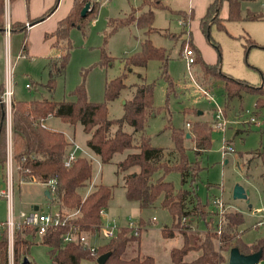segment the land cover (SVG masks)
Masks as SVG:
<instances>
[{
  "label": "trees",
  "instance_id": "16d2710c",
  "mask_svg": "<svg viewBox=\"0 0 264 264\" xmlns=\"http://www.w3.org/2000/svg\"><path fill=\"white\" fill-rule=\"evenodd\" d=\"M15 0H9L10 3ZM227 4V17L229 22L256 21L262 19L260 14L248 12L245 18L241 17L240 6L243 1L255 0H214L208 7L206 14L200 20V31L207 41L213 44L218 52L217 62L213 65L206 64L198 50L191 43V34L187 32L190 43L195 51V63H198L205 75L219 77L224 81V93L229 102L234 96H240L242 90L256 92L264 96V87H254L244 80L234 79L229 75L219 72L220 54L219 47L213 43L209 36V28L216 24L217 28L224 30L219 11L222 2ZM89 4L90 12L81 17V10ZM153 6L146 11H140L138 16H133L132 23L144 32L146 38L140 43V51L125 58L126 69L145 68L150 61L160 63L161 76L169 82L167 65L169 54L163 48L154 47L148 36L160 33L153 27L154 14L152 9L161 7L160 2H153ZM55 7V6H54ZM51 8L42 18L32 21L38 23L49 15ZM99 9V3L91 0H75L67 17L59 23L54 34L58 41H68V33L72 27L88 24L92 21ZM181 18L183 12L175 13ZM188 20L184 21L187 26ZM128 21H111V33L116 29L131 25ZM82 26V27H83ZM184 28H186L184 26ZM24 25L17 23L10 25V33L24 31ZM0 33H4V0H0ZM255 47L253 42L245 46ZM264 49V46H261ZM68 45L64 52L51 62L48 70V81L45 84L49 92L55 86V79L64 74L69 60ZM26 43L23 44V52ZM110 57L103 55L101 66L107 67ZM126 74L107 80L104 88V100L102 102L89 101L83 83H80L73 91L74 100L54 101L43 98L41 100H16L11 108V152L14 172L22 177L33 179L41 184L50 179L55 180L54 192L47 197L51 204H55L63 213L79 210L76 218L72 219L80 225L81 229L89 230L100 222L99 210L107 207L111 198L112 187L98 184L93 191L83 197L80 189L85 187L92 176L91 162L79 156L70 167L64 166V159L69 143L61 131L52 130L45 126V120L57 117L61 121L74 126L80 123L83 131L89 135L86 141L87 147L97 156L102 164L111 162L116 153L127 152L125 157L117 162V173L123 174L125 196L128 201L136 202L140 209L155 207L159 204L167 209L172 226L162 229V236L171 238L174 230L180 234L181 245L170 250V258L176 264H224L226 255L236 247L243 254L260 253V260L264 261V238L247 245L241 238L239 228L244 223L243 214L228 212L224 216L222 232L217 235L210 230V220H206V203H202L193 184L196 182L200 171L198 158L211 146V131L206 122L197 121L191 127L189 137L187 131L181 128H171V138L174 142L172 150L155 147L150 144L149 137L145 134L147 117L156 112L153 106L154 82H146L144 77L139 83H135L133 94L123 105V115L117 119L107 116L108 104L119 97L125 87ZM171 86V83L170 85ZM3 87H0V95ZM256 107H263L264 100L258 99ZM131 126L132 131L124 130V125ZM237 134V133H236ZM193 145L195 160L190 161L186 154V140ZM7 149L6 118L4 105L0 100V166H4ZM260 159L262 172L260 177L264 183V150L249 152ZM249 153H244L249 154ZM242 156V155H241ZM253 156V155H252ZM176 171L180 174L181 187L176 189L173 183L165 177L168 173ZM187 185V187H184ZM187 220L182 224V219ZM194 218L204 221L206 229L202 232L192 231L188 225ZM188 223V224H187ZM0 231V264H8V241L4 227ZM66 228L50 229L42 235L36 233L35 228L24 226L13 233V257L15 264L28 259L30 248L34 243L45 245L47 254L52 264H98L97 259L88 250L78 244H63L61 234ZM139 235L134 236L130 230H121L116 237L99 245L97 255L110 252L104 264H153L150 256L140 255V251L131 257H126V252L132 241L139 243ZM38 239V240H37ZM139 246V245H138ZM189 252H195L196 256L186 260ZM28 264H35L28 259Z\"/></svg>",
  "mask_w": 264,
  "mask_h": 264
},
{
  "label": "rangeland",
  "instance_id": "374dc122",
  "mask_svg": "<svg viewBox=\"0 0 264 264\" xmlns=\"http://www.w3.org/2000/svg\"><path fill=\"white\" fill-rule=\"evenodd\" d=\"M93 1V0H91ZM103 1V0H102ZM163 5H168L172 10H187L188 0H177L168 2L167 0H159ZM154 0H143L138 3L137 0H107L104 11L112 15V17H122L131 6L133 8L121 21L132 23L133 16H137L138 10L146 11L153 6ZM170 3V4H169ZM139 5V6H138ZM172 5V6H171ZM241 14L244 16L248 11L260 14L262 19L256 21H238L229 22L227 17V4L222 2L219 19H221L224 30L217 28L216 24L210 26L208 32L210 39L219 47L220 64L219 72L223 75H229L234 79L246 81L254 87H264V49L259 43H264V0L241 2ZM154 14L153 27L160 33H153L148 36L154 47L163 48L169 54L167 65V73L170 82L161 76L160 63L150 61L145 68L139 69L132 67L130 70L125 67V58L140 51V43L146 38L144 32L131 24L126 27L116 29L111 33V28L104 37V42L97 50L100 52L101 60L99 63L91 64L87 67L80 65L82 61L75 60L74 64L67 62L64 74L55 79V86L50 95L51 100L63 101L74 100L72 91L83 83L86 89L89 101L102 102L104 100L105 81L113 79L123 72L126 74L125 83H136L138 81V72H142L146 82H154L153 89V106L156 112L147 117L145 134L150 139V144L155 147H162L165 150H172L174 142L171 138V128H181L190 132L191 127L197 121L206 122L208 129L211 131V146L208 151L203 152L200 156V171L196 180V191L203 202L206 199V220H210V230L213 231L214 216L212 215L208 200L211 196L219 197L227 204V212L241 211L244 217V223L240 226L241 231L245 229L242 240L253 242L260 233H264V225L257 228L252 227L258 220H262L264 212V183L260 179L262 168L260 159L254 157L256 150H264V106L256 107L255 103L264 96L252 91L242 90V97L234 96L229 102L226 100L224 93V81L219 77L205 75L198 63L191 66V73L201 88L206 89L216 99L217 103L223 107L225 123L222 129L215 128L213 121L214 103L209 101L205 95L194 83L193 79L188 75L187 65L184 57V50L190 43L188 31L184 21L186 16H180L166 9H152ZM178 20L182 24H178ZM5 24V16H4ZM184 26L186 28H184ZM194 39L200 40L205 48L202 53L205 59L218 56V52L207 41L206 37L198 30L197 21L190 26ZM248 41L253 42L256 46L249 47L245 51ZM7 45V44H6ZM83 45L80 44V48ZM181 53V55H180ZM103 55L110 57L108 66H101ZM55 59L51 60L53 62ZM69 64H71L69 68ZM111 64V65H110ZM29 66V67H28ZM28 63L21 62V65L15 69V72H27V77L18 75L15 80V96L28 97L34 91L24 88L26 81L32 80L36 86L41 87L48 81V72H42L40 69L32 68ZM16 73V74H17ZM138 83V82H137ZM171 83V86H169ZM35 87V86H34ZM240 93V95H241ZM23 94V95H22ZM245 110V111H244ZM247 112L257 114V123L246 122L248 119ZM108 116L110 119H117L123 115V105L116 98L108 104ZM202 112V113H200ZM187 123L189 126H186ZM47 124L53 128H58L67 136L74 134L77 144L83 149L86 146V133L82 130L80 123L75 126L61 121L57 117H52ZM124 130L131 132L132 128L128 124L124 125ZM237 133V134H235ZM222 142L232 146L234 152L222 155ZM186 154L190 161L195 160L193 145L190 140H186ZM86 151V148L84 149ZM88 152V151H86ZM125 153H116L111 162L101 164L98 158L94 157L90 152L92 164V182L80 189L83 197L95 189L101 182L112 187L111 198L105 208L111 217H115L123 226L127 225L128 219H132L139 230V244L132 241L126 252V257L136 255L140 251V255L150 256L153 264H176L171 261L170 250L173 247L181 245V237L177 229L174 230L175 236L165 238L162 236V229L166 226H172V218L167 209L159 204L156 207L140 209L138 204L128 201L125 196L123 175L117 173L116 164L120 161ZM241 153V154H239ZM244 153H249L245 154ZM239 155V159L238 156ZM242 155V156H241ZM253 155V156H252ZM7 157V149H6ZM6 161V159H5ZM13 162V161H12ZM5 164V163H4ZM248 168V170H247ZM14 170V169H13ZM14 177V193L12 200V209L16 214L20 210L28 211L30 209H38L40 211H55L58 208L55 204H51L44 194L45 185L29 181L24 178L23 183H18L21 178L16 171H13ZM171 181L176 189L181 187L180 174L176 171L168 173L165 177ZM91 180V179H90ZM241 185L249 190L247 200L234 199L233 189L235 185ZM4 183V166H0V189ZM184 187H187L185 185ZM248 205L253 206L249 208ZM7 201L0 197V221L7 218ZM257 211L256 213L254 211ZM144 219V220H142ZM148 220V221H145ZM149 220H154L151 224ZM1 223V222H0ZM150 225V226H149ZM149 226V227H148ZM192 226L196 229L192 231H204V221L195 220ZM148 227V228H146ZM0 231L2 228L0 227ZM141 235V236H140ZM38 240V239H37ZM8 241V264H15L13 257V237L12 243ZM139 245V246H138ZM48 248L40 243H34L30 248L28 259L35 264H52L48 254ZM194 252H189L186 260H191ZM228 257V255H226ZM227 259L224 264H227ZM22 262V259L19 263ZM82 264H88L83 262Z\"/></svg>",
  "mask_w": 264,
  "mask_h": 264
},
{
  "label": "crops",
  "instance_id": "0c3cea01",
  "mask_svg": "<svg viewBox=\"0 0 264 264\" xmlns=\"http://www.w3.org/2000/svg\"><path fill=\"white\" fill-rule=\"evenodd\" d=\"M74 1L75 0H15L14 2L10 3L9 0H4V13L6 16L5 18H7L9 24L12 25V24L20 23V24H23L24 28H25L24 31H16L14 33H10L8 36H6L4 33H0V87L4 86L6 77H7V75H9V77H11V79H12V84H13V101H16V100H33V99L41 100L43 98L51 99L50 98L51 93L48 91L47 87L44 84L41 85V87H38V86H36V83H38V82L34 83L30 79H29V81H26L24 83V88L29 90V91L33 90L34 93L30 94L28 97L21 96V95L18 97L15 96V93H16L15 86L17 84V80H15V79L17 78L18 75H22L23 77L28 76L26 74L27 72H19L20 74L15 72V69H17V67L21 65V62L28 63V65L33 66L32 68H35L37 70L40 69L42 72H48L49 67L51 66V60L59 58V56L64 52L65 48H67V46L70 45L71 49L69 50V63L74 64L75 60H80V61H82V63L80 65L85 66V67H87L91 64H95L97 62L99 63V61L101 60V56H100L99 50H97V49L103 43H105L103 39H104L106 33L109 31L111 21L121 20L133 8H138L137 6H131L129 8V10L123 14L122 17L114 18L109 13H106V11H104V7L101 6L102 4H105L107 0H103V1L102 0H93L94 2L99 3V9H98V12H97L95 18L92 21H89L88 24H84V26L82 25L83 27L81 25H77L75 27H72L68 33V41H58V39L54 36V34H55V32L59 26V23L61 21H63L67 17V15L69 14V12L71 11L73 4H74ZM142 1L143 0H137L138 3H141ZM154 1L161 3V1H159V0H154ZM167 1L173 2V1H177V0H167ZM213 2H214V0H188L187 10H179V9L172 10L171 8H173V7H169L168 5H163L162 3H161V7L156 8V9H166V10L174 12V13L183 12L185 14V16L187 17V20H188L187 28L189 27L188 31L191 34V40L190 41H191L192 45L194 46V48L196 50H198V52L200 53L202 60L206 64H209V65L215 64L217 62V57L213 55V57H211V59H205L204 56H202L201 52H203V50L207 46L204 44L205 48H203L202 42H200V40H198V39L197 40L194 39L193 34L191 32V29H190V26L192 23L197 21V25H198L197 31H200V27H199L200 20L206 14L208 7ZM243 2H245V1H243ZM53 7H54V10L49 15H47L44 19H42L41 21H39L38 23H35V24L31 23L34 20L42 18ZM240 8H241V6H240ZM89 12H90V10H89ZM240 12H241V9H240ZM248 12H250V11H248ZM139 13H140V11L138 10L137 16L139 15ZM246 15H247V13L244 16L241 14V17L245 18ZM180 20H181V17H180ZM180 20H178L179 25H180V23H179ZM200 33H201V31H200ZM24 42L26 43V50L23 52ZM80 44L83 45V49L74 50V48H76V46H78L77 48H80L79 47ZM259 44L262 45L264 43H259ZM180 55H181V53H180ZM71 64H69V68H70ZM139 69H142V68H139ZM130 72H132V70H130ZM138 74L139 75H138V81L137 82L139 83L141 78H143L144 76L142 75V72H138ZM60 77H62V75ZM26 83H30L32 87L26 88V86H25ZM124 83H125V80H124ZM133 84H135V83H130V84L125 83V87L121 90V93L117 99L119 100V102L122 105H124L126 100L131 98V96L133 94V90H134V87L132 86ZM240 97H242V93H241ZM91 102H93V101H91ZM200 113H202V112H200ZM107 116H108V112H107ZM52 117L53 116H50L45 120V122H44L45 126L48 127L49 129L60 131V129L53 128L47 124V121H49ZM108 118H110V117L108 116ZM82 130H83V128H82ZM61 132L64 134L63 131H61ZM64 135H65V138L67 141L72 140L75 142L74 134L72 136H70V135L67 136L66 134H64ZM86 135L87 136L85 138V141H87V139L89 138V135L87 133H86ZM80 147L83 149V147L81 145H80ZM85 148H86V151H88V152H86L87 154H89V152H90L94 157L98 158V160L100 161L99 156L94 154L87 147V145L85 146ZM234 150H233V152H234ZM256 151H262V150H256ZM256 151H254V152H256ZM239 154H241V153H239ZM125 155H126V153H125ZM125 155H124V157H125ZM84 157L87 158L90 162H92L89 155L84 156ZM237 157L239 159V155ZM100 163H101V161H100ZM1 168H2V166H1ZM247 170H248V168H247ZM260 179H261V177H260ZM90 182H92V176H91ZM105 185H107V184H105ZM108 186H110V185H108ZM193 186L196 190V182L193 184ZM196 193H197V191H196ZM206 199H207V197L205 198V202H203L202 200H201V202L203 204L206 203ZM248 207L252 208L253 206L248 205ZM254 212L256 213L257 211L255 210ZM142 220H144V219H142ZM195 220H200V219L194 218L193 223ZM2 221H0V222H2ZM145 221H148V220H145ZM149 221L151 222V224L154 222V220H149ZM261 225H264V212L262 214V220L256 221L254 224H252V227H255L258 229V227ZM204 226H205V223H204ZM148 227H146V228H148ZM205 229H206V226H205ZM245 229H248V227ZM245 229L242 230L243 233L241 234V238H242V236H244V233L246 232ZM175 235L176 234H174V236ZM261 238H264V233L263 234L260 233V236L257 237L255 239V241H253L251 243L250 242L248 243L245 240H243V242L246 243L247 245H251ZM139 240H140V238H139ZM95 242H97L100 245L105 243L102 240H99V241L96 240ZM195 256H196V253H195V255L192 254V257H195Z\"/></svg>",
  "mask_w": 264,
  "mask_h": 264
},
{
  "label": "built area",
  "instance_id": "2783aa9c",
  "mask_svg": "<svg viewBox=\"0 0 264 264\" xmlns=\"http://www.w3.org/2000/svg\"><path fill=\"white\" fill-rule=\"evenodd\" d=\"M5 16V13H4ZM6 17V16H5ZM182 24V21L179 22ZM4 34L8 36L10 34V24L5 18L4 24ZM189 46V45H188ZM184 59L186 61L188 75L193 79L194 83L197 87L208 96L209 101L214 103V115L213 121L215 123V128L222 129L223 124L225 123L223 107L220 106L216 99L208 92L206 89L201 88V86L195 82L194 77L191 73V66L195 64V52L193 49L186 47L184 50ZM26 88H31L30 83H26ZM0 100L4 105L5 109V118H6V134H7V157L4 164V187L0 189V197H3L7 201V218L0 223L2 227L5 228L7 232V237L9 239V243H12L13 233L16 229H19L24 226H30L35 228L36 233L38 235H42L46 233L50 229H58V228H66V230L61 234L63 244H78L83 249L89 251V253L94 256L96 259L97 248L100 244L95 242L96 240H102L104 242L116 237V235L123 229L130 230L134 236L139 235L140 227L132 221V219H128L127 225L123 226L119 223V221L115 217H111L108 215L105 207H102L99 210L100 222L93 226L92 229L84 230L81 229L80 225L72 222L73 218H76L79 214V210L70 211L67 213H63L56 208L55 211H40L38 209H30L28 211L20 210L18 213H14L12 209V200L14 193V177H13V162H12V152H11V108L13 104V84L12 79L7 75L3 91L0 95ZM248 119L246 122L257 123V114L254 112H247ZM186 126H189L187 123ZM69 149L67 150L66 157L64 159V166L70 167L71 164L79 157V156H87L86 151L80 147L79 144L70 140ZM222 155L229 152H233L234 148L228 144L222 142ZM29 181H34L30 179ZM24 178H20L18 183H23ZM46 189L50 192H54L55 189V180L50 179L47 182L43 183ZM89 193V192H88ZM87 193V194H88ZM86 194V195H87ZM208 206L215 220L214 223L212 221V225L214 226L213 232L217 235H220L222 232L223 224H224V216L227 212V204L223 202L219 197L211 196L208 200ZM187 220L185 218L182 219V224H186ZM261 223V222H260ZM188 224V223H187ZM189 229H196L192 226V223L188 225ZM256 264H264L263 260H259Z\"/></svg>",
  "mask_w": 264,
  "mask_h": 264
},
{
  "label": "water",
  "instance_id": "95a60500",
  "mask_svg": "<svg viewBox=\"0 0 264 264\" xmlns=\"http://www.w3.org/2000/svg\"><path fill=\"white\" fill-rule=\"evenodd\" d=\"M89 4L87 3L81 10V17H85L89 12ZM186 137H189V133L186 134ZM44 194L46 197H50L49 190L46 189ZM249 196V190L245 189L243 186L237 184L233 189V198L234 199H244L247 200ZM110 252L103 253L97 257L98 264H104ZM260 260V253L255 252L251 254H243L239 251L238 248L233 247L228 254L227 264H256ZM21 264H28V259L24 258Z\"/></svg>",
  "mask_w": 264,
  "mask_h": 264
}]
</instances>
